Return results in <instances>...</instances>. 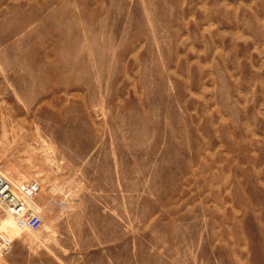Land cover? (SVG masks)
I'll use <instances>...</instances> for the list:
<instances>
[{
  "label": "rangeland",
  "instance_id": "obj_1",
  "mask_svg": "<svg viewBox=\"0 0 264 264\" xmlns=\"http://www.w3.org/2000/svg\"><path fill=\"white\" fill-rule=\"evenodd\" d=\"M12 163L5 264H264V0H0Z\"/></svg>",
  "mask_w": 264,
  "mask_h": 264
},
{
  "label": "built area",
  "instance_id": "obj_2",
  "mask_svg": "<svg viewBox=\"0 0 264 264\" xmlns=\"http://www.w3.org/2000/svg\"><path fill=\"white\" fill-rule=\"evenodd\" d=\"M41 190V183L36 179L14 183L0 169V214L12 213L22 228H39L43 216L36 207L33 198ZM12 240L0 229V256L12 248Z\"/></svg>",
  "mask_w": 264,
  "mask_h": 264
},
{
  "label": "bare ground",
  "instance_id": "obj_3",
  "mask_svg": "<svg viewBox=\"0 0 264 264\" xmlns=\"http://www.w3.org/2000/svg\"><path fill=\"white\" fill-rule=\"evenodd\" d=\"M4 130H5V133H8V131L10 132V130L8 129L6 124H4ZM2 140H3V143L5 145V149H4L5 151L3 153L6 155L7 152L9 151V147L11 146V144L9 143L10 141H6L4 138ZM10 167L12 169L9 172H7L6 170L2 169L1 167H0V169L14 183L18 184V183H22V182H24L26 180H30L31 176H33L34 179L38 180L41 183V190L33 198V201L35 202L36 207L38 209L44 208V206L46 204H44V203H42L40 201V199L44 197L43 196L44 192H43V188H42V182L39 179V176L41 175V171L42 170L41 169L40 170H36L37 172L35 174H30L28 171L23 170L21 168V166H19L16 163H12L11 166L9 165V168ZM43 227L47 228L48 230H52L51 226L48 225L47 223H43L39 228H30V227L29 228H22L18 224L16 217L12 213L4 212V213L0 214V229H2L9 236V238L11 240H15V239L21 238L23 236V233H24L25 230H27L28 232H31L32 234L38 235L39 234L38 232H40V230ZM5 262H6V258L4 257V254H3V255L0 256V264H5Z\"/></svg>",
  "mask_w": 264,
  "mask_h": 264
}]
</instances>
